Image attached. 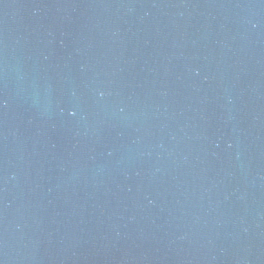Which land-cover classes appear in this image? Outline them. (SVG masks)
Returning <instances> with one entry per match:
<instances>
[{
    "label": "water",
    "instance_id": "water-1",
    "mask_svg": "<svg viewBox=\"0 0 264 264\" xmlns=\"http://www.w3.org/2000/svg\"><path fill=\"white\" fill-rule=\"evenodd\" d=\"M0 264H264V0H0Z\"/></svg>",
    "mask_w": 264,
    "mask_h": 264
}]
</instances>
